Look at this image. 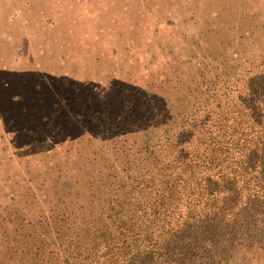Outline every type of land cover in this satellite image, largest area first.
I'll return each mask as SVG.
<instances>
[{"label": "rangeland", "instance_id": "rangeland-1", "mask_svg": "<svg viewBox=\"0 0 264 264\" xmlns=\"http://www.w3.org/2000/svg\"><path fill=\"white\" fill-rule=\"evenodd\" d=\"M262 59L264 0H0V244L55 237Z\"/></svg>", "mask_w": 264, "mask_h": 264}, {"label": "trees", "instance_id": "trees-1", "mask_svg": "<svg viewBox=\"0 0 264 264\" xmlns=\"http://www.w3.org/2000/svg\"><path fill=\"white\" fill-rule=\"evenodd\" d=\"M137 154L41 228L55 237H5L0 264H264L263 59Z\"/></svg>", "mask_w": 264, "mask_h": 264}]
</instances>
